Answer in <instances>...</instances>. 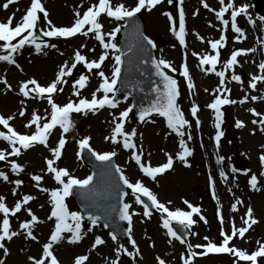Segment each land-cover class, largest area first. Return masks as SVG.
<instances>
[{
  "label": "rangeland",
  "instance_id": "1",
  "mask_svg": "<svg viewBox=\"0 0 264 264\" xmlns=\"http://www.w3.org/2000/svg\"><path fill=\"white\" fill-rule=\"evenodd\" d=\"M4 2L6 0H0V4ZM97 2L98 0H42L45 9L49 12V19L56 26H70L74 21L77 11L82 14L88 6ZM205 2L209 3V6L214 10H218L220 7L218 0H205ZM111 3L113 6L117 3H122L126 7H132L135 4V0H111ZM185 3L188 14L186 32L193 31V35H207L209 40L219 37L218 32L220 29L222 30V27L220 28L219 21L217 22L215 19L214 13L203 8L201 0H186ZM225 3H227V0H225ZM29 4L30 0H18L17 3L10 5L6 10L0 7V22L6 21L8 16L15 13L13 17V25H15L24 13L21 16L20 14L25 12ZM234 4L235 6L236 4L248 6L247 14L255 19V26L260 30V33L257 31V38L261 39L260 41H264V22H261L256 17L250 1L234 0ZM162 8L163 12L172 13L174 20L177 22L178 14L175 0L172 5L168 4ZM193 12H197V15L193 16ZM142 14L144 17L147 13L142 10ZM157 17L159 19L157 24H154L157 20L155 22L152 20L145 21L147 33L157 44V56L169 61L175 67H180L184 60L191 62L188 58H191L190 55L192 53H185L180 48L178 41L169 31L170 27L167 24L169 23L166 20L167 18L165 19L161 14L157 15ZM226 18L230 19L227 13ZM146 19L147 17H145ZM99 22L103 25V31L105 32L111 31L117 23L103 14L99 18ZM239 22L241 27H246L245 16H239L237 18L238 26H240ZM209 24L212 26L210 27ZM38 27H46L42 19ZM227 32L234 34L230 30V27ZM230 37L231 41L235 42L234 35H230ZM45 41L55 43L57 47L55 49L49 47L43 49L40 53H36L33 47L26 45L21 50V54L15 56L16 63L20 65L19 68L0 61V77L6 79L10 86L9 88L0 83V115L5 117L14 115L15 118L10 121V124L20 134H31L34 131V126L30 128L24 127L33 111L38 115L47 116V113L50 112V107L47 105L46 100L26 99L18 95L19 85L28 79L34 78L42 86H46L54 79L59 67L65 61L71 62L77 50L81 51V54L85 55L88 60L97 59L102 52L98 41L91 34L89 37L77 35L68 39L47 38ZM115 42L117 43V36ZM207 42L202 43L193 40L192 44L197 43L201 50L198 53L203 54L205 50L209 49ZM81 44H84L85 47L80 48ZM242 44L243 42L241 41L238 46H242ZM89 49H94V51L90 52ZM0 54L6 53L0 50ZM221 67L216 70H221ZM111 68L112 60L109 57L102 65L105 75L110 76ZM246 69L248 70V68ZM82 72L89 76V82L86 88L80 91V95L88 99L91 98V93L98 87L99 77L95 75V70L92 73H88L81 65H78L73 70V75L68 78V82L63 85L64 91L54 95L55 103L60 105L69 99H77V97L72 95V83ZM234 73L241 76L237 68L234 70ZM231 74L232 72L226 73L228 77L226 79V86L232 90V94H230L232 95L231 99L239 101L244 97L245 93L249 96L264 94V84L256 89V91H251L248 87L249 77L244 81L241 79V82L238 83L231 81ZM191 75L193 76L192 80L195 85L191 93L182 91L186 84H182V90L181 86L179 87L180 93L182 91L180 108L184 115L188 117L191 124V128L185 129V131H190L193 137L191 141H188L187 136H185L188 147L193 150V155L187 158L190 166L186 167L179 160H175V153L179 151V138L167 128L162 117L153 116L151 117V122H139L130 113L124 130L131 131L133 128L136 129L137 135L134 137V141L138 149L142 148L143 150L142 161L150 163L154 167L159 166L166 162L164 153L167 152L173 155L174 164L172 169L167 170L162 175H158L155 180L143 176L139 169H135L134 171L121 169L131 182H135L137 179L141 180L146 187L157 195L160 202L167 203L171 201L169 205L171 209L188 210L183 203L184 200L189 201L194 206L200 207L201 214L207 219L208 223L205 224L199 221L198 217L194 214L193 219L197 220V223L193 225L191 231L195 232L196 235H189L188 238V242L193 245L205 244L206 241L203 239L205 236L214 243L221 241L222 238L219 236L220 224L216 218L217 207L221 209L224 219L223 227L225 232L228 233L233 222L237 227L242 226L241 216L246 211V208L251 206L258 223L245 234L244 238L237 239L234 237L229 245L251 253L258 247L257 241L264 243V189H260L264 184V176L261 175L264 172V168L261 167L258 158L261 154H264V148H262L264 146V137L263 133L259 131V126L251 123L252 119H257V117L252 116L248 109L255 108L256 111L264 114V101L257 100L256 102H252L249 100L244 104L237 103L221 108L223 112L221 131H223L224 135L217 148L214 141V113L206 105L211 102L212 98L214 99L215 93L213 90L218 87L219 78L214 73L202 71L197 65L196 69L191 68ZM117 98L122 100L118 109L105 108L98 111L95 115L88 113L86 116L72 114L71 120L74 127L68 133H64L66 144L55 166L66 168L71 175L78 179L87 177L90 172L77 155L79 148L78 141L84 137L90 138L89 146L97 153L118 151L116 145L104 139L105 136L111 135L113 127L112 116L118 115L119 111H122L129 105L128 100L123 101V98L119 96ZM21 100H24V117L18 115V110L22 107L20 104ZM193 103L199 106L197 113V118L201 122L199 128L196 127L195 121L192 119L189 111ZM237 119L244 123L245 126L243 128H235L234 124ZM0 131L6 130L0 129ZM60 134V129L53 130L47 141L49 148L56 146ZM204 135L207 136L206 141L209 147L206 145L205 148L201 149L198 147L197 149L196 143L198 138L203 139ZM0 150L10 149H8L7 144L0 143ZM217 155L225 158L220 165L216 163ZM47 158H51V153L48 149L37 145L32 149L24 151L20 157H8L7 161H1L4 164L0 162V171H4L9 176L8 182L0 180V195L5 196L6 205L11 208L23 195H32L35 199L24 207L30 208L42 221V223L37 224L34 228L33 234L37 236V240L32 241L26 239L23 230L19 229V224L29 219L24 208L22 207V210L16 216L9 217L11 230L18 231L21 234L14 237L11 241L5 242V246L9 250L7 257H4L2 250H0V259H4L5 264H31V261L28 260L29 256L39 258L42 255V245L47 242L50 231L54 227V220L49 221L47 219L51 211L48 193L40 192L36 183L30 178L34 174L41 175L42 180L39 187L49 190L58 187L53 181L52 174L47 172L45 165V159ZM13 159L24 166V171L18 176L13 174L10 169L9 161ZM253 166H256V169L252 170ZM231 167H235L240 171L232 173L230 171ZM221 168L228 177L227 181L221 179L219 176ZM244 169L250 170L248 175L243 174ZM252 174H256L258 177L257 187L260 189L259 191L251 189L247 183ZM209 175L215 181V192L218 201L212 199V190L208 183ZM17 178L23 181L22 185L18 188L11 183V181ZM14 188L16 195L12 194ZM235 198L241 199L243 203L238 205L237 212L233 213L231 211V204L235 202ZM65 204L69 211H78L71 196L65 199ZM133 209L138 212L142 210L139 205L133 207ZM2 215L0 214V219H2ZM88 227V222L83 221L82 232L86 233V235H84V238L79 243H68L67 240L70 234H65L64 240L53 246L54 255L58 258L60 264H74V258L81 254L89 257L86 264H109V261L115 258V245L108 236L109 232L99 225L93 227V231L88 233ZM95 235H100L106 243L103 246H98L96 249H91ZM132 237L137 242L140 256L134 260L122 256L121 264H156L155 258L157 256L164 259L166 264H182L180 256L182 253H186V248L178 241H173L171 245L167 243L168 237L166 230L161 227L159 213L153 214L150 219H145L142 216L133 217ZM119 242L124 244L130 251L132 250L127 241L119 240ZM150 244H153L154 247H149ZM234 260L235 258L229 254L221 256L208 254L206 256H197L194 264H233ZM237 264H246V262H237ZM258 264H264V258H258Z\"/></svg>",
  "mask_w": 264,
  "mask_h": 264
},
{
  "label": "snow or ice",
  "instance_id": "2",
  "mask_svg": "<svg viewBox=\"0 0 264 264\" xmlns=\"http://www.w3.org/2000/svg\"><path fill=\"white\" fill-rule=\"evenodd\" d=\"M18 0H6V2L0 4L3 9H8L10 5L17 3ZM165 0H135V4L132 7H126L122 3H117L115 6L111 3V0H98L97 3L88 6L82 14L77 11L75 18L70 26H56L49 19V12L45 9L42 0H30L29 6L26 8L24 14L20 17L19 21L13 25V17L15 13L8 16L6 21L0 22V50L6 54H0V61L6 62L9 65H15L20 67L16 63L15 56L21 54V50L25 46H31L36 53H40L43 49L53 48L57 45L55 43H48L43 38H73L77 35L83 37L91 36L98 41L99 47L102 52L97 59L88 60L85 55L81 54V51L77 50L71 59V62L65 61L58 69L54 76V79L46 86H42L36 79H28L19 85L18 95L24 98H31L36 100H46L47 105L50 107V112L47 116L38 115L35 111L30 114V119L24 124L25 128L34 126V131L31 134H20L11 126L10 121L15 117L14 115H8L7 117L0 115V126L6 131H0V140L7 142V147L10 150H0V161H7L8 157H20L24 151L32 149L37 145H41L48 149L51 153V158L45 159V165L47 172L52 174V178L56 182L58 187L49 190L40 186L42 180L41 175H31V180L36 183L40 192L48 193L49 201L51 204L50 215L47 217L49 221L54 220V227L50 231V236L47 242L42 245V255L39 258L28 257L31 264H60L58 258L54 255L53 246L64 240L65 234L68 236L67 242L70 244L79 243L86 233L82 232V222L85 219L88 221L89 227L87 232L93 231V227L102 224L103 228H111L108 233L111 241L115 245L114 259L109 261V264H121V257H129L135 259L140 256V250L137 242L132 237L133 217L142 216L145 219H150L153 215V210L160 214L161 227L166 230L168 237L167 243L171 245L173 241H178L186 248V253H182L180 259L182 264H194L197 256H206L208 254H229L235 258L233 264L237 262H246V264H258V258H264V243L257 241L258 247L251 253L246 250H241L234 246H229L233 238L241 239L245 237V234L258 223V220L254 217L253 209L251 206L246 208V211L241 216L242 226L237 227L233 222L230 232L226 233L224 230V219L221 214L220 207L216 209V218L220 224L219 236L222 238L219 243H214L209 240L207 236L203 237L205 244L193 245L188 242V236H195L196 233L192 232L193 225L197 223V220L193 219L194 214L198 217L199 221L207 224V219L201 214L199 206H194L189 201L184 200L188 210H181L179 208L171 209L169 205L171 201L167 203L160 202L157 195L153 193L148 187H146L141 180L137 179L135 182H131L129 178L124 174V171L115 166L112 163V158L116 156L115 151H107L103 153H97L89 147V137H84L78 141V145L81 151L87 149L96 161L100 162V166L103 169V174L108 178V190L114 192L117 198L118 207L116 205H110L107 209L96 214L91 210L92 205L85 203L84 209L80 211H69L66 207L65 199L73 194V189L79 190L80 195L85 201H88L92 195L91 186L94 181V175H88L84 179H78L70 174L66 168H60L55 166L56 161L60 159L62 149L65 147L66 138L64 133H68L73 127L71 116L74 113L87 115L92 113L95 115L101 109H118L122 103L121 99L117 98V93L121 90H125L126 94L123 95V101H127L133 91L136 90L135 86L129 90L128 83L121 84L120 88L117 87L118 82L121 80L122 66L125 64L124 57H127L129 64L139 63L141 65L149 66L151 68V75L157 79L151 83L150 92L153 98L147 103L139 106L128 105L122 111H119L118 115L112 116V132L110 136H105L106 141H110L113 145L120 144L121 147L127 151L131 150L130 159L138 166L139 171L143 176L155 180L158 175L164 174L167 170L172 169L174 164V157L165 152L166 162L159 166H151L150 163L142 161L143 150L138 149L137 144L134 141L137 132L133 128L131 131H125V123L129 114L133 112V108L136 107L137 111L135 115L139 122H151V117L159 116L164 118L166 126L172 133L178 138L179 151L175 153V160H179L186 167L188 164V157L193 155V150L188 147L187 140L193 139L190 131L186 132L185 129H190L191 124L188 119L185 118L179 104L178 98L180 95L178 81L174 75L169 73H176L177 69L172 64L163 59L155 58L151 54V49L156 48V44L148 36L142 35L135 29V17L142 10L152 11L158 5L164 3ZM167 4L172 5L174 0H166ZM176 8L178 11V28L176 21L172 13L163 12L167 20L170 23L169 31L176 38L179 45L182 48L186 47V23L185 12L183 8L184 0H175ZM220 5L218 10H214L209 6L205 0H201L203 8L209 12H214L215 19L222 25L221 34L218 39L209 40L207 43L214 54H204L198 56L193 53L194 56H198L199 66L202 71L206 73H214L219 78V85L213 90L215 93L214 99L206 105V107L214 113V127L215 136L214 141L219 147V142L224 133L221 131V123L223 112L222 106L235 105L237 103L244 104L247 101L256 102L257 100L264 101V94L251 95L245 93L244 97L239 101L230 99V89L226 86L227 72H232L230 79L240 83L241 76L234 73V67L239 65V57L246 56L249 53H256L258 49L256 47L240 48L230 52L228 59L223 62L221 70H216V66L219 63L220 51L226 46L225 32L229 29L234 33L235 42H241L246 39L245 31L238 26L237 18L244 15L246 22L255 26L254 19L247 14V5L235 6L234 0H218ZM19 11V9H17ZM226 13L229 14L230 19L226 18ZM104 15L112 20L116 21V26L111 31H103V25L99 22L101 15ZM197 15V12H193V16ZM41 19L46 27H38ZM261 22H264V17L259 18ZM123 22V23H120ZM211 27L212 25L209 24ZM131 27L134 29L135 34L138 36V41L135 47L126 45L127 51H123L115 42L117 33L121 32L122 28L127 29ZM196 38L202 43L203 37L195 34ZM15 41V42H14ZM261 52H264V41H260ZM85 45L81 44L80 48H84ZM94 51V49H89ZM62 54V53H61ZM111 57L112 68L110 76L105 75L102 65ZM81 65L88 73H92L95 70V75L99 77L98 87L91 93V98H85L80 95V91L85 89L89 76L83 72L79 74L72 83V95L77 97L76 100L69 99L63 105H59L54 102V95L58 92H63V85L68 82V78L73 75V70ZM208 67L205 69L204 66ZM256 67L258 68V74L250 76L248 87L255 91L258 83L264 84V60H261ZM144 75L143 72L140 73ZM179 76L183 78L186 83V87L189 93L194 89L195 85L190 77L189 70L186 63L181 64ZM0 83L8 85V82L3 77H0ZM143 89H141L142 91ZM207 91V89H205ZM100 94L99 96L97 94ZM22 107L18 110L20 117L25 116V109L23 107L24 100L20 101ZM190 115L195 121L197 128L200 126V120L197 118L199 106L193 103L190 107ZM248 111L252 116L257 117L253 119L251 123L259 126V131L264 133V114L256 111L255 108H249ZM111 114V113H110ZM234 126L237 129L243 128L245 125L241 120H236ZM59 128L61 134L55 147L49 148L48 139L54 129ZM254 134V133H253ZM264 148V146H262ZM79 152L77 155L79 156ZM224 157L217 155L216 163L220 165L224 161ZM259 162L262 168H264V154L259 156ZM11 172L15 175H19L24 171V166L17 163L15 159L9 161ZM232 173H237L238 169L231 167ZM248 169L243 170L244 175L249 174ZM264 176V172L261 173ZM221 179L227 181L228 177L225 171L221 168L219 171ZM0 180L5 182L9 181V176L0 171ZM16 188L22 185L23 181L19 178L11 181ZM209 187L212 190V199L218 201V197L215 192V181L212 176L208 177ZM251 189L259 191L258 177L256 174H252L247 181ZM123 185L124 187H121ZM130 189L131 196L133 198L132 203L124 202L125 196L129 193L124 190ZM12 194L16 195L15 188L12 190ZM146 198V199H144ZM35 199L32 195H23L19 200L14 203L13 207H9L5 203V196L0 195V250L3 252V256L7 257L9 254L8 248L5 246V242L11 241L14 237L21 233L15 230H11L10 216H16L22 207L27 213L29 219L19 224V229L23 230V234L26 239L32 241L37 240V236L33 234V230L37 224L42 221L31 211L30 208L24 207L29 204L30 201ZM141 206V211L133 209L132 204ZM243 201L239 198H235V202L231 204V211L237 212L238 205H241ZM120 221L127 222V228L124 230V235L127 237V243L131 246V251L125 247L124 244L118 240V232L120 231ZM105 240L100 235H95L94 241L91 244V249H96L98 246L105 245ZM149 247H154L150 244ZM199 250V251H197ZM89 259L87 255L81 254L74 258V264H86ZM156 264H166L165 260L157 256L155 258ZM0 264H5L4 259H0Z\"/></svg>",
  "mask_w": 264,
  "mask_h": 264
},
{
  "label": "water",
  "instance_id": "3",
  "mask_svg": "<svg viewBox=\"0 0 264 264\" xmlns=\"http://www.w3.org/2000/svg\"><path fill=\"white\" fill-rule=\"evenodd\" d=\"M255 3H256V10L258 11V13L260 15L264 16V9L262 7V1L261 0H255ZM134 19H135V29H137L138 32L141 34L142 33V29H141L140 26H138V25H140V23H139L140 20L137 21V18H134ZM122 33L124 34L123 35L124 41H123V44H122L123 51H127L126 45H131V46L135 47V44L138 41V36L135 34L134 29L131 28V27H128ZM151 54H152V51H151ZM124 59H125L126 62L123 65V71H122V74H121L120 86H121V84H124L125 81H127L132 86H134V85H136L139 82L135 78H132V77L137 75V73L139 71L144 70L148 66L141 65L139 63L129 64L127 62V57H124ZM149 68H150V65H149ZM144 88H146L149 91V87L148 86H145ZM122 91H124V90H122ZM135 96H136V91H135ZM135 96H132V97H133V99L136 100V98H134ZM86 159H88V161H90L89 158L86 157ZM91 191H92V195H91L90 198H94V199L90 200L89 204H91L92 207H95V209L97 207H99L100 205L104 206L105 201L109 200V197H106L107 193H108V188L107 187H104L100 193H97L95 188L91 189ZM75 194H76L77 202H78L79 206L82 208V211H83L85 204H83L82 202H83L84 199L80 195L79 191H76ZM113 199L115 201V205L118 206L117 198H116V195H115L114 192H113ZM99 209H100V207H99ZM120 232H121V230L118 233H120Z\"/></svg>",
  "mask_w": 264,
  "mask_h": 264
},
{
  "label": "bare ground",
  "instance_id": "4",
  "mask_svg": "<svg viewBox=\"0 0 264 264\" xmlns=\"http://www.w3.org/2000/svg\"><path fill=\"white\" fill-rule=\"evenodd\" d=\"M161 10H162V7L161 6H157L155 9H153L152 11H147L146 13L147 14H145L144 15V19H145V17H147V19L145 20L146 22H147V20L149 21V20H152V21H156L154 24H157L158 22H159V19H157L158 17H157V15H160V12H161ZM22 14V13H21ZM246 29L247 30H245V34H246V39H245V41H246V43H250V46L251 45H253V44H255L256 43V40L257 39H255L254 37H253V34H252V32H254V30H255V27H252V32H251V30L249 29V26L247 25V27H246ZM166 37V36H165ZM252 56L254 57V59H258L259 58V53L258 52H256V53H253L252 54ZM251 68L253 69L254 68V66L253 65H251ZM253 119H255V118H253ZM252 119V120H253ZM2 127V126H1ZM120 152H122V151H120ZM120 155H123V154H125V152H123V154H121V153H119ZM121 158H122V166L125 168H127L128 170H130V171H132V169H134V167L135 168H137L136 166H134L133 164H131L130 166L128 165V163L126 162V158H124L123 159V157L122 156H120ZM130 163H131V160H130ZM133 165V166H132ZM132 203V202H131ZM135 204L133 203L132 204V207L134 206Z\"/></svg>",
  "mask_w": 264,
  "mask_h": 264
}]
</instances>
